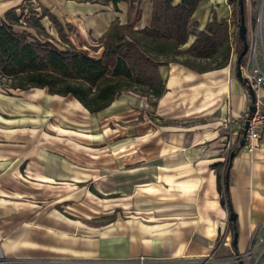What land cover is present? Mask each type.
<instances>
[{"label":"crops","instance_id":"0c3cea01","mask_svg":"<svg viewBox=\"0 0 264 264\" xmlns=\"http://www.w3.org/2000/svg\"><path fill=\"white\" fill-rule=\"evenodd\" d=\"M27 2L44 7L70 45L93 58L101 57L112 23L136 32L152 20L153 0H135L130 16L127 0L119 12L102 0H0V18ZM230 2L201 0L177 50L187 51L214 16L232 22ZM248 22L249 37L250 9ZM42 25L56 36L48 19ZM158 64L164 92L154 107L124 91L90 113L46 88L0 89V264H236V256L241 264H264V132L257 149L243 146L230 165L237 253L217 190L222 147L239 129L246 88L231 65ZM258 64L264 72L260 57ZM259 95L264 109V87ZM224 119L232 121L227 128Z\"/></svg>","mask_w":264,"mask_h":264},{"label":"trees","instance_id":"16d2710c","mask_svg":"<svg viewBox=\"0 0 264 264\" xmlns=\"http://www.w3.org/2000/svg\"><path fill=\"white\" fill-rule=\"evenodd\" d=\"M102 1L106 5L111 3L114 11L119 12L117 4L122 0ZM200 1L182 0L180 5L174 6L172 0H153L150 27L142 31L134 32L129 23H112L101 40L103 52L100 58L90 57L88 52L71 46L61 25L40 4V13L34 8H29L28 18L24 14L26 4L19 8V13L16 9L9 10L0 18V80L16 81L8 87L13 90L46 88L51 95H70L90 113L103 110L124 91L140 93L147 97L149 105L154 107L155 101L164 92L158 71L159 57L178 55L177 49L187 43L191 33L190 18ZM134 2L135 0H127L128 16L134 11ZM230 3L234 8L233 15L236 14V22L239 23L240 19H243L248 27V1L231 0ZM140 16L141 12L137 6L136 21ZM44 18L54 25L61 43L68 46L64 51L49 42L30 43L27 32L13 31V26H20V21H23L26 27L33 29L37 34L46 35L41 23ZM252 21L254 22L253 19ZM229 25L225 20L217 21L214 16L203 31L195 34L196 39L187 52L197 59L209 60L222 51L224 62L215 68L226 67L231 54ZM241 49L242 44L237 38L234 54L238 56ZM245 61L246 56L242 64ZM243 86L248 89L249 83H243ZM134 87L143 91L132 90ZM243 132V129L239 131L238 138L228 150L222 175L217 173V190L221 203L229 213L234 210L226 173L229 176L232 160L242 148L240 140ZM215 167L213 165V168ZM229 230L233 240L234 234H238L236 220H229ZM233 251L237 253L236 246H233Z\"/></svg>","mask_w":264,"mask_h":264},{"label":"built area","instance_id":"2783aa9c","mask_svg":"<svg viewBox=\"0 0 264 264\" xmlns=\"http://www.w3.org/2000/svg\"><path fill=\"white\" fill-rule=\"evenodd\" d=\"M248 1V6L250 8L251 0ZM37 13H40V8H37ZM26 17V15H25ZM47 19V18H44ZM254 23L251 26H254L255 29L250 31L249 37L247 36L248 41V52L246 55V61L244 64L240 65V70L242 77L247 79V82L249 83V88L246 89V95H247V107L243 113V116L240 118L238 124L239 129L236 130H230L229 133V142H228V150L231 147V145L235 142V140L238 138L239 131L243 129L244 131V125L247 124L246 131L243 132L242 138L244 139V147L249 151L253 152L255 149L258 148V141L260 140L261 134L264 132V109H261L263 103L261 101L259 92L261 88L264 87V72L261 70L259 64H258V58L260 57L264 63V9L260 7L258 10V13L256 17L254 18ZM42 23V21H41ZM229 41L231 44V54H230V60L228 65H231L236 68V60L237 55L234 54V50L236 47V39L238 38V22L234 25L233 22H229ZM13 27H19V28H25L28 30V41L31 43H34L35 41L42 42L41 39H43L44 35L37 34L33 29L26 27V24L23 21H20V26H13ZM29 31H31L29 33ZM46 33L47 29L45 28ZM26 32V31H25ZM33 32V34H32ZM50 35V34H49ZM57 36V43H60L61 41ZM46 38V36H45ZM45 42L48 40H44ZM62 44V43H61ZM54 45V44H53ZM63 51L68 48L67 45H63ZM5 91V90H4ZM250 91L254 92V106H255V112L250 113L249 107L252 104V98L250 96ZM232 123L231 120L228 122V126ZM234 262L236 264H241V259L239 256H236L234 259Z\"/></svg>","mask_w":264,"mask_h":264},{"label":"rangeland","instance_id":"374dc122","mask_svg":"<svg viewBox=\"0 0 264 264\" xmlns=\"http://www.w3.org/2000/svg\"><path fill=\"white\" fill-rule=\"evenodd\" d=\"M252 4V5H251ZM251 6H250V8H249V6H248V10L250 9L251 10V12H252V19L253 20H255L254 18L256 17V15H257V13H258V10L260 9V7L262 8V9H264V0H261L260 1V3L258 4L257 2H255V3H253V1L251 0ZM29 8H34L35 10H37V8H38V4H36V3H34V2H30V3H26V7H25V12H24V14L26 15V18H28L29 16H30V14H29ZM232 22H233V24L235 25L236 24V14L235 15H233L232 16ZM253 22V21H252ZM254 23V22H253ZM43 27H44V25H43ZM251 30H254L255 29V27L254 26H251V28H250ZM15 30H20V29H18V27H15ZM44 30H45V28H44ZM27 32V31H26ZM31 31H29V33H30ZM47 32L48 33H46V31H45V33H46V35H44L43 37V39H41L42 40V42H45L44 40H48V42L49 43H51L53 46H55L57 49H59V50H61V51H63V45L64 44H61V42L60 43H57V36H55V34L54 33H52L51 31H50V28L48 29V27H47ZM31 34V33H30ZM32 34H33V32H32ZM50 34V35H49ZM45 36H47L46 38H45ZM139 37V36H138ZM59 38V37H58ZM60 40V39H59ZM47 42V41H46ZM177 52V54L178 55H173V54H170L169 56H167V57H159V59H163V60H165V59H167V60H177V61H179V62H181V63H183V64H188V65H190V66H192V67H195L196 69H207V68H215L217 65H219V64H221V63H223L224 62V57H223V54H222V51H220V53H218V54H216V56H214L213 58H211V59H209V60H206V59H197V58H195V57H193V56H191L187 51H185V52H180V51H176ZM89 54V53H88ZM92 56H96L94 53H90ZM174 56H178L177 57V59H175L174 58ZM16 81H11V80H7V79H1L0 80V89H2V90H13V89H11V88H8L9 86H11V85H13L14 83H15ZM132 90H135V91H143V89H141V88H138V87H134V88H132ZM130 92H132V91H130ZM151 119L152 120H154V118L153 117H151ZM155 121V120H154ZM161 123H163V122H161ZM164 124V123H163ZM165 124H167V125H173V123L172 122H165ZM175 125H178V124H176L175 123ZM222 127H225V128H227V120L226 119H224V121L222 122ZM184 126H188L189 127V124H186V125H184ZM228 142H229V138L228 139H226V141H225V143H224V146L222 147V152H223V154L224 155H226L227 153H228ZM217 172L220 174V176L222 175V168L221 167H217ZM91 186V185H90ZM100 191L101 192H107L108 191V188L102 183L101 185H100ZM103 202V201H102ZM101 204H103V203H101ZM91 205H92V202H91ZM121 210V209H120ZM120 210H116L117 212V216H121L122 215V213L120 212ZM123 211V210H122ZM91 213V212H90ZM92 214V213H91ZM108 219V216H101L100 218H99V220H100V222H105L106 220Z\"/></svg>","mask_w":264,"mask_h":264},{"label":"water","instance_id":"95a60500","mask_svg":"<svg viewBox=\"0 0 264 264\" xmlns=\"http://www.w3.org/2000/svg\"><path fill=\"white\" fill-rule=\"evenodd\" d=\"M238 38L242 44V49H241V52L239 53V55L237 56L235 75H236L238 80H240L242 83L246 84L247 79L242 77L241 70H240L241 62H242L243 58L247 55V52H248L247 27H246L243 19H240V22L238 24ZM250 96L252 98V104L249 107V111L252 114L255 112V109H256L254 106V92L253 91H250ZM246 129H247V124L244 125V131H246ZM243 146H244V139L242 138L240 140V147H243ZM231 156H233V154H231ZM226 178H228V173H226ZM235 219H236L235 214L233 212L229 213V220L235 221ZM236 241H237V234H234V238L232 240L233 246H236Z\"/></svg>","mask_w":264,"mask_h":264}]
</instances>
